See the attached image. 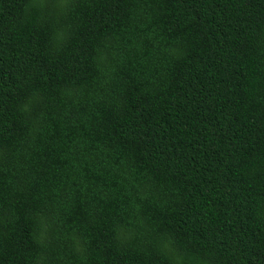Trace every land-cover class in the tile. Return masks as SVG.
<instances>
[{"label": "trees", "instance_id": "16d2710c", "mask_svg": "<svg viewBox=\"0 0 264 264\" xmlns=\"http://www.w3.org/2000/svg\"><path fill=\"white\" fill-rule=\"evenodd\" d=\"M0 264H264V0H0Z\"/></svg>", "mask_w": 264, "mask_h": 264}]
</instances>
